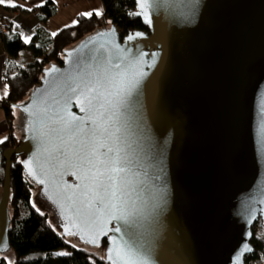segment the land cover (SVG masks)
<instances>
[{"label":"water","instance_id":"1","mask_svg":"<svg viewBox=\"0 0 264 264\" xmlns=\"http://www.w3.org/2000/svg\"><path fill=\"white\" fill-rule=\"evenodd\" d=\"M134 2L147 30L120 36L114 25L98 28L64 49L61 64L42 68L13 104L24 125L3 151L0 253L9 247L17 154L61 234L89 246L104 240L106 264H124L117 251L125 248L148 264H245L251 226H264V0H147L143 9ZM97 84L104 109L81 111L96 94L81 92ZM98 111L108 128L102 139L124 161L126 202L118 208L96 202L76 159ZM45 112L79 117L85 133L50 132ZM61 136L66 154L57 150Z\"/></svg>","mask_w":264,"mask_h":264},{"label":"trees","instance_id":"2","mask_svg":"<svg viewBox=\"0 0 264 264\" xmlns=\"http://www.w3.org/2000/svg\"><path fill=\"white\" fill-rule=\"evenodd\" d=\"M103 11L100 15L77 14L75 21L59 28L53 36L45 27V21L56 12V4L52 0H44L29 11L19 8L24 13H34L38 23L25 43L22 33L11 21H5V29L0 33V41L4 52L8 55L2 66V82L7 88L0 99V108L8 125L6 139L0 141V187L3 182L5 161L3 151L15 145L19 138L13 132L14 127L21 128L14 103L26 99L28 92L38 83L41 69L49 64H61L63 50L74 45L83 37L101 27L110 24L116 26L123 36L128 31L147 30L146 24L134 14V0H100ZM11 8H17V6ZM20 156H11L9 168V247L0 253V264H106L103 253L96 249L103 248L104 240L99 246L84 248L76 246L57 226L56 216L51 221L46 207L50 204L42 196L34 180L26 174L19 162ZM52 208V207H50ZM249 243L253 250L244 255L245 264H264V226L257 220L251 226ZM64 247L65 254H54L53 250Z\"/></svg>","mask_w":264,"mask_h":264},{"label":"snow or ice","instance_id":"3","mask_svg":"<svg viewBox=\"0 0 264 264\" xmlns=\"http://www.w3.org/2000/svg\"><path fill=\"white\" fill-rule=\"evenodd\" d=\"M139 6L143 9L147 0H137ZM5 3V0H0V4ZM13 7L17 6L15 4ZM20 7H24V5H19ZM29 11L31 9H28ZM92 13H81V15H91ZM97 15H100V12H96ZM139 14V13H138ZM150 22V21H149ZM73 24L77 23V21L73 20ZM53 36L56 33H52ZM30 40L25 39V43ZM100 87L97 84L95 87L93 86H85L84 92H81V95H85V93L91 94L95 92V95H86L85 100H82L81 103H87L88 109L81 108V111H92L99 105L100 109H104L105 104L102 102L105 100L104 94L98 91ZM7 88V85H5ZM69 91L76 95L78 92V88H70ZM7 93H5L6 95ZM111 103L110 101H107ZM71 118H68V115H57L55 117H51L47 115L45 112V119L50 122L48 130L50 132L56 133H65L75 128L77 132L85 133V128L77 127L75 122L80 118L74 115H71ZM104 111H98L97 116L99 118V122L97 119H94L92 116H89V120L92 122L94 127L90 134L86 135L84 139L81 141L82 150L76 154V159L79 161V164L82 168H84L85 175L83 179L89 180L91 183V189L96 193L95 199L96 202L105 206L118 208L121 207L126 201L125 191L123 186V178L121 176L122 173L125 172V168L122 166L124 161L120 155V152L117 148L109 147L107 143L102 139L106 133H108V128L105 126L104 122ZM119 131V130H117ZM42 136L47 135V133L42 132ZM71 139V137H69ZM6 139V138H5ZM2 142V141H0ZM64 141L61 136V146L57 149L61 151V154H66L70 152V149H64ZM104 149V151H101ZM71 164V160L68 161ZM25 166L28 167L30 161H24ZM32 172L29 170V175ZM75 175V173H74ZM42 183V181H41ZM79 187V186H78ZM103 193V195H102ZM107 198V203H106ZM116 219L117 217H113ZM119 231L120 229H116ZM103 234V233H102ZM92 243L94 241H88ZM244 250H250L247 248V245L244 246ZM61 255L65 253H60ZM117 258L122 260L124 264H148V260L145 256L140 255L138 251H133L130 248H125L117 251Z\"/></svg>","mask_w":264,"mask_h":264},{"label":"crops","instance_id":"4","mask_svg":"<svg viewBox=\"0 0 264 264\" xmlns=\"http://www.w3.org/2000/svg\"><path fill=\"white\" fill-rule=\"evenodd\" d=\"M43 1L44 0H5V3L0 4V21H11L15 25L16 29L19 30L24 37H29L33 31L34 26L38 23V20L34 13H24L19 8L30 9L37 4L42 3ZM52 1L56 4V12L44 23V27L50 33L56 32L59 28L66 26L68 22L75 20L76 15L79 13H96L97 11L102 13L103 11L100 0ZM13 4L17 5V8H11ZM19 5H24V7H20ZM76 5H78L77 8H75ZM7 57L8 55L4 52L0 41V99L3 97L6 91L4 83L2 82L1 72L3 63ZM4 119L5 118H3L1 124L7 125Z\"/></svg>","mask_w":264,"mask_h":264},{"label":"rangeland","instance_id":"5","mask_svg":"<svg viewBox=\"0 0 264 264\" xmlns=\"http://www.w3.org/2000/svg\"><path fill=\"white\" fill-rule=\"evenodd\" d=\"M77 6L78 5H76V7L75 8H77ZM73 21V20H72ZM72 21L71 22H68V24L67 25H70V24H72ZM65 25V24H64ZM1 77H2V72H1ZM5 87V86H4ZM16 119H15V124H16V126L18 125V123H17V117H19V119H20V121L22 122V123H24V118H23V116L22 115H20V113L18 112V111H16ZM3 118H5V117H3V112H2V110L0 109V140H2V139H4L7 135H8V132H9V130H8V125H3V124H1V122H2V120H3ZM5 120V119H4ZM6 121V120H5ZM23 127V126H22ZM13 132L15 133V135L16 136H18V138L20 139V137H21V135H22V130L21 129H19V128H16V127H14V130H13ZM11 147V146H10ZM0 189H1V187H0ZM51 207V206H50ZM49 206H45V205H43L42 204V208L43 209H45V211H47L48 213H49V215H50V219H51V221H52V219H53V217H52V215L53 216H56L55 215V213H54V209L53 208H50ZM56 219H57V217H56ZM71 237V236H70ZM67 240H69L70 242H72L74 245H76V246H81V247H84V248H89V247H91V246H89V245H87V244H84V243H82L80 240H78L77 238H75V237H72V238H68ZM94 249H96L99 253H103V248H100V249H97V247L96 248H94ZM66 252V250H65V248L64 247H60V248H56V249H54L53 250V253L54 254H60V253H65Z\"/></svg>","mask_w":264,"mask_h":264},{"label":"built area","instance_id":"6","mask_svg":"<svg viewBox=\"0 0 264 264\" xmlns=\"http://www.w3.org/2000/svg\"><path fill=\"white\" fill-rule=\"evenodd\" d=\"M5 29V21H0V33H2Z\"/></svg>","mask_w":264,"mask_h":264},{"label":"flooded vegetation","instance_id":"7","mask_svg":"<svg viewBox=\"0 0 264 264\" xmlns=\"http://www.w3.org/2000/svg\"><path fill=\"white\" fill-rule=\"evenodd\" d=\"M38 186V190H40V187H39V185H37ZM59 228V227H58ZM67 238H72V237H75L74 235L73 236H66Z\"/></svg>","mask_w":264,"mask_h":264},{"label":"bare ground","instance_id":"8","mask_svg":"<svg viewBox=\"0 0 264 264\" xmlns=\"http://www.w3.org/2000/svg\"><path fill=\"white\" fill-rule=\"evenodd\" d=\"M21 130L23 129V127L20 128Z\"/></svg>","mask_w":264,"mask_h":264}]
</instances>
